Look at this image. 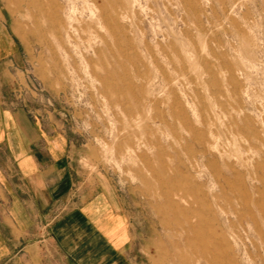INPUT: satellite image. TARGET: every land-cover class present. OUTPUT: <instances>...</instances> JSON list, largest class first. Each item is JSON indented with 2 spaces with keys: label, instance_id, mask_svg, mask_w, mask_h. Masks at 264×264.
<instances>
[{
  "label": "rangeland",
  "instance_id": "obj_1",
  "mask_svg": "<svg viewBox=\"0 0 264 264\" xmlns=\"http://www.w3.org/2000/svg\"><path fill=\"white\" fill-rule=\"evenodd\" d=\"M42 5L0 0L9 104L67 137L72 203L110 199L115 264H193L177 243L203 239L198 264H264V0ZM48 251L4 264H66Z\"/></svg>",
  "mask_w": 264,
  "mask_h": 264
},
{
  "label": "crops",
  "instance_id": "obj_2",
  "mask_svg": "<svg viewBox=\"0 0 264 264\" xmlns=\"http://www.w3.org/2000/svg\"><path fill=\"white\" fill-rule=\"evenodd\" d=\"M21 60L19 43L0 23V264L21 252L34 257L38 247L66 264H115L124 243L112 231L110 199L72 203L67 137L9 104L5 85Z\"/></svg>",
  "mask_w": 264,
  "mask_h": 264
},
{
  "label": "bare ground",
  "instance_id": "obj_3",
  "mask_svg": "<svg viewBox=\"0 0 264 264\" xmlns=\"http://www.w3.org/2000/svg\"><path fill=\"white\" fill-rule=\"evenodd\" d=\"M43 4L42 7L43 9L46 11V0H17V4L19 5L18 6V9H20V11H24L25 14L23 16H26L27 15V12L28 10L33 7V6H36V5H39V4ZM264 209V208H263ZM190 228L194 229L195 228V225L187 220ZM203 233V232H202ZM211 237V236H210ZM213 238V237H212ZM215 238V237H214ZM204 240V239H203ZM202 240V242H203ZM217 240V239H216ZM215 240V241H216ZM214 241V239H213ZM199 241H196V240H193V241H187L186 243L184 242H181L179 241L177 244L179 246V248L183 249L184 247H189L194 255H195V259L193 260V264H198V262H201L202 260L206 259V254L205 252H201L200 250H202V247L204 245V243H202ZM203 244V245H202ZM224 244V243H223ZM220 247V246H219ZM220 249V248H219ZM222 250V249H221ZM214 254V253H213ZM216 258V257H215ZM220 259V258H219ZM223 261V260H222ZM227 261V260H226ZM189 260L188 258H184V257H181L179 259L178 262H175V264H188ZM218 263V262H217ZM220 263V261H219ZM224 263V262H223ZM209 264V263H208Z\"/></svg>",
  "mask_w": 264,
  "mask_h": 264
}]
</instances>
